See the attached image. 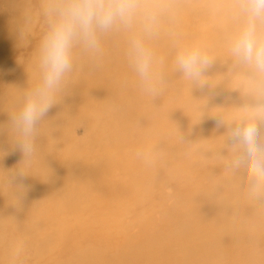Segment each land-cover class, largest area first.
I'll list each match as a JSON object with an SVG mask.
<instances>
[{
	"label": "bare ground",
	"instance_id": "1",
	"mask_svg": "<svg viewBox=\"0 0 264 264\" xmlns=\"http://www.w3.org/2000/svg\"><path fill=\"white\" fill-rule=\"evenodd\" d=\"M59 2L0 0V264H264V198L226 143L253 87L230 54L237 0H164L153 33L116 26L99 51L77 44L26 159L13 117L41 83ZM134 38L153 53L154 93L130 61ZM193 46L213 59L203 90L176 66Z\"/></svg>",
	"mask_w": 264,
	"mask_h": 264
},
{
	"label": "clouds",
	"instance_id": "2",
	"mask_svg": "<svg viewBox=\"0 0 264 264\" xmlns=\"http://www.w3.org/2000/svg\"><path fill=\"white\" fill-rule=\"evenodd\" d=\"M237 3L239 28L231 38L230 54L238 65L251 70L253 87L250 102L243 106L249 115L227 126L226 143L235 150L234 167L243 169L250 197L257 201L264 198V0ZM167 11L164 0H60L46 9L49 29L40 48L41 83L25 98L12 122L16 148L26 159L36 151L38 122L53 107L73 69L74 47L83 44L99 51L98 33L116 26L131 30L140 24L146 34H151ZM129 56L142 84L154 93L153 53L143 39H132ZM176 66L203 90L213 59L193 46L177 53ZM216 124L217 128L225 127L222 119ZM16 178L23 179V173Z\"/></svg>",
	"mask_w": 264,
	"mask_h": 264
},
{
	"label": "rangeland",
	"instance_id": "3",
	"mask_svg": "<svg viewBox=\"0 0 264 264\" xmlns=\"http://www.w3.org/2000/svg\"><path fill=\"white\" fill-rule=\"evenodd\" d=\"M19 1H21V0H19ZM30 1V0H29ZM36 2H37V0H32V3L33 4H36Z\"/></svg>",
	"mask_w": 264,
	"mask_h": 264
}]
</instances>
